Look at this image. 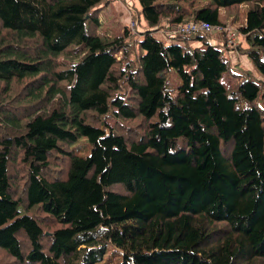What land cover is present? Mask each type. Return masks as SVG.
Instances as JSON below:
<instances>
[{"label": "trees", "instance_id": "1", "mask_svg": "<svg viewBox=\"0 0 264 264\" xmlns=\"http://www.w3.org/2000/svg\"><path fill=\"white\" fill-rule=\"evenodd\" d=\"M104 1L0 0V264H264V0H136L118 36ZM242 4L258 80L173 31Z\"/></svg>", "mask_w": 264, "mask_h": 264}, {"label": "rangeland", "instance_id": "2", "mask_svg": "<svg viewBox=\"0 0 264 264\" xmlns=\"http://www.w3.org/2000/svg\"><path fill=\"white\" fill-rule=\"evenodd\" d=\"M101 7L102 8L98 13L99 28L97 29V33L100 35H107V36L121 35L122 30L125 26L127 27L129 26L130 29L133 31L135 29L137 33H141L142 31L148 30L141 16L140 8L136 0H105L102 3ZM118 9L121 11V13ZM245 12H246V5L243 4L240 5L237 20L234 21L233 23L231 21H228V26L232 30L236 31L237 27L241 25ZM132 22L134 23V25ZM173 29H176V27ZM137 33L133 35V38L138 40L141 38V36L138 35ZM212 35L214 37L213 39H211ZM220 35L223 38V35L220 34V32L218 31H212L207 34H202L204 39L206 38V41L210 45L218 46L219 50L221 51V56L226 58L228 64L231 66L232 73L238 74L241 71H246L251 78H253L254 80H258L259 74L255 70L250 69L248 62L245 60L243 56L238 55V53L236 54L234 50H230V49L226 50L222 48V38H220ZM236 39L237 42L241 43V47H242V42H243L242 37L239 34H237ZM164 41L165 44H170V43H179L181 45L184 44L183 42H178V40H173V39L164 40ZM187 46L188 48L191 49L203 48V44L200 41H190L187 43ZM169 74L170 77L168 78L167 87L168 89H174L177 87L179 82L173 71L170 72ZM221 80L224 82H228V81L234 82L227 73L222 74ZM256 103L259 107L264 109V97L259 98ZM71 149L75 152L77 156L84 157L88 155L90 147L85 142L84 139H80L77 141L76 145L73 146ZM101 264H118V261L116 257L111 258V260H108V258L105 257Z\"/></svg>", "mask_w": 264, "mask_h": 264}, {"label": "built area", "instance_id": "3", "mask_svg": "<svg viewBox=\"0 0 264 264\" xmlns=\"http://www.w3.org/2000/svg\"><path fill=\"white\" fill-rule=\"evenodd\" d=\"M173 31L181 35H190L196 33L207 34L212 31H218L220 32V34L223 35L228 45L234 44L236 40V33L230 27L228 26L212 27L206 22H200V23L188 22L184 25L176 26V29H174Z\"/></svg>", "mask_w": 264, "mask_h": 264}, {"label": "crops", "instance_id": "4", "mask_svg": "<svg viewBox=\"0 0 264 264\" xmlns=\"http://www.w3.org/2000/svg\"><path fill=\"white\" fill-rule=\"evenodd\" d=\"M117 7H118V6H117ZM120 8H121V7H120ZM120 8H119V9H120ZM119 9H118V10H119ZM120 10H121V9H120ZM120 10H119V11H120ZM120 13H121V11H120ZM213 38H214V37H213V35H212V36H211V39H213ZM220 38H222L221 35H220ZM237 59H238V58H237ZM236 61H237V60H236ZM237 62H238V61H237Z\"/></svg>", "mask_w": 264, "mask_h": 264}]
</instances>
